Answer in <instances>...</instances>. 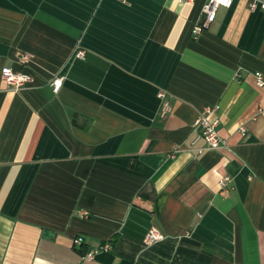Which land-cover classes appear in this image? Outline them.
<instances>
[{"label": "crops", "instance_id": "0c3cea01", "mask_svg": "<svg viewBox=\"0 0 264 264\" xmlns=\"http://www.w3.org/2000/svg\"><path fill=\"white\" fill-rule=\"evenodd\" d=\"M205 1L0 0V264H264V10Z\"/></svg>", "mask_w": 264, "mask_h": 264}, {"label": "built area", "instance_id": "2783aa9c", "mask_svg": "<svg viewBox=\"0 0 264 264\" xmlns=\"http://www.w3.org/2000/svg\"><path fill=\"white\" fill-rule=\"evenodd\" d=\"M180 3L192 2L194 0H177ZM234 0H206L201 8L202 21L195 25L193 31L195 33L201 31L203 28H207L212 21H214L216 12L220 7H230ZM248 7L251 10L260 8L264 10V0H248ZM83 50H77L75 56H83ZM18 60L22 63H26L31 59V54L23 51L17 52ZM1 79L5 83L7 88L18 90L26 87L29 83L33 81V75L23 69H14L10 66H3L1 68ZM65 79L64 74L58 73L54 75L51 79V89L54 93H57L61 88L63 81ZM262 76L257 73V84L262 85ZM158 96L161 101V114L165 116L171 110L169 100L165 91H159ZM209 109H205L200 112L193 122V127L197 130L199 136H201L205 143L207 149H219L226 145V142L218 135L217 125L218 121L210 120L208 118ZM243 131V128L240 129ZM230 177L228 175H223L219 179L220 193L227 195L230 190ZM159 238L158 230L156 227L151 226L145 235L146 242L156 241ZM81 239L76 238L74 242L80 243ZM104 246L103 248H107ZM95 251H89L86 253L87 257H92Z\"/></svg>", "mask_w": 264, "mask_h": 264}, {"label": "trees", "instance_id": "16d2710c", "mask_svg": "<svg viewBox=\"0 0 264 264\" xmlns=\"http://www.w3.org/2000/svg\"><path fill=\"white\" fill-rule=\"evenodd\" d=\"M82 248V247H81ZM85 250L84 249H80V253L84 254Z\"/></svg>", "mask_w": 264, "mask_h": 264}]
</instances>
